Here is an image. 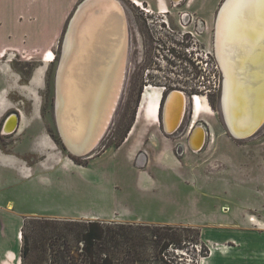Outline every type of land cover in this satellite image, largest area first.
<instances>
[{"label": "rangeland", "instance_id": "1", "mask_svg": "<svg viewBox=\"0 0 264 264\" xmlns=\"http://www.w3.org/2000/svg\"><path fill=\"white\" fill-rule=\"evenodd\" d=\"M80 1L78 0L77 5ZM124 1L132 23L134 41L128 55L123 89L121 84L108 128L94 150L93 157L71 156L61 143L54 121V71L61 55L67 21L74 10L63 25L56 48L42 56L44 87L40 94V121L46 133L44 142H40L42 154H34L32 146L28 147L29 142L34 139L24 142L25 152L20 151L21 140L14 134H4L3 124H0V148L22 157L32 166L44 163L43 184L40 183L39 188L44 195L42 201L47 206L95 209L94 207L103 204L110 213L123 210L126 215L133 212V215L157 214L183 219L184 222L181 220V223L168 225L175 231L180 245L172 242L162 251V255L139 264H264V125L253 136L236 140L229 134L224 120L221 109L223 78L213 52L215 16L223 0H189L188 6L181 10L171 8V16L165 14L169 15L167 19L170 28L177 30L174 22L178 20L181 25H178V33L165 29L168 34L159 28L160 25L166 28L160 22L165 19L164 14H159L152 8L145 15L139 7ZM150 2L152 3L151 0ZM157 3L160 5L159 9L163 10V2ZM182 4H186V1ZM144 7L146 8L145 4ZM183 13H191L194 17L192 55H186L185 49L181 48L180 35L189 29L184 23L187 17H181ZM202 17L203 31L200 33L197 20ZM198 34L203 40V55L197 50L196 39H200ZM38 47H15L5 54L11 67L20 74L22 83L28 82L33 70L41 62V55L36 52ZM137 52L142 55H137ZM149 52L156 55H148ZM200 56L203 59L202 63L199 62V66L203 67V84H199L197 88V78L192 76L195 72L191 70L190 58H194L196 67L197 59L201 61ZM148 84L154 87L182 84L187 87L178 88L185 93L187 104L183 122L174 133L166 132L162 111L156 121V114L150 110L149 99H145L140 105L138 91ZM193 95L200 98L195 117L191 105ZM28 96L38 100L32 89H28ZM12 97L14 100L19 98L16 93ZM24 106L29 112L30 101L26 100ZM192 120L195 122L192 123ZM191 124L194 125L193 129L190 128ZM198 127L202 133L204 131L205 141L200 150L193 151L189 147V140ZM65 157L78 166L97 169L92 174L96 182L90 183V176L77 170L64 173L65 171L59 170V166L56 170H51L54 164L63 163ZM139 161L146 164L138 163ZM168 165L171 168L167 169L172 172L164 171ZM153 166L160 171L156 172L152 169ZM140 170H146L154 179V191L140 189ZM146 179L143 182L149 183L150 178L147 176ZM224 215L230 218L242 215L246 225L255 229L232 232V225L219 223V216ZM97 221L138 223L133 219ZM43 223L44 221L40 223L39 220L29 219L22 229L21 258L24 248L27 249L26 257L22 259L23 264H45L43 245L45 240L48 242L46 237L50 236V231H45V236H42ZM258 231L263 233V241L253 236ZM229 237H235L239 241H230ZM254 239H257V243ZM217 246L226 252L220 259L215 254L217 252L213 254V248ZM235 249L239 258L231 260V252ZM143 252L146 255L152 250L148 248Z\"/></svg>", "mask_w": 264, "mask_h": 264}, {"label": "bare ground", "instance_id": "2", "mask_svg": "<svg viewBox=\"0 0 264 264\" xmlns=\"http://www.w3.org/2000/svg\"><path fill=\"white\" fill-rule=\"evenodd\" d=\"M133 2L140 5L138 0ZM119 7L122 10L118 0L86 1L64 35L55 66V126L63 147L76 158L92 157L122 84L127 43ZM217 13L215 56L223 74L221 109L232 137L244 140L250 136L249 129H254L253 136L264 125V57L258 61L264 55V0H223ZM257 73L261 81L255 79ZM146 90L142 101L149 99L150 110L156 114L162 89ZM165 104L164 127L171 133L180 117L172 112L173 96ZM14 125L12 118L6 130ZM200 140L196 131L190 140L193 149Z\"/></svg>", "mask_w": 264, "mask_h": 264}, {"label": "crops", "instance_id": "3", "mask_svg": "<svg viewBox=\"0 0 264 264\" xmlns=\"http://www.w3.org/2000/svg\"><path fill=\"white\" fill-rule=\"evenodd\" d=\"M77 2L78 0H0V124H3L2 130H4V134H14L19 137L21 140L20 148L22 147L20 151L25 152L24 142L34 139L31 142L27 141L29 142L28 147L32 146L31 150L34 154H42L40 142L46 138L43 123L40 121V94L44 87V79L42 77L44 63L42 58L46 52L56 48L55 44L62 35L63 25L68 15L75 9ZM28 45L39 46V50L36 52L37 55H41L39 60L41 62L33 70L28 82L22 83L20 74L11 67L5 54L11 48ZM58 50H60V46ZM28 89H32L38 100L35 101V98L28 96ZM15 93L19 96L17 100L12 97V94ZM26 100L31 103L29 112L24 106ZM12 118L15 125L12 130L7 131V124ZM172 156L174 155L172 154ZM68 159L70 158L65 157L63 163L54 164L51 170H56L58 166L60 171H65L64 173L77 170L81 174L89 175L90 183L96 182L92 174H95L97 169L92 168V166H78L75 162ZM141 162L143 165L146 164L144 161ZM45 167L44 163H36L32 166L25 162L22 157L5 152L0 148V264H22L20 252L22 243L21 232L29 219H133L134 222L153 225H171L181 223V220H183L180 217H166L165 215L157 214H146L143 216L140 214L133 215L132 212L126 215L123 210L110 213L108 207L103 204L100 207L93 206L95 209L75 206H47L42 201L44 195L39 188V185L43 184L42 178L44 174L42 172ZM157 168L155 166L152 167L156 172H159L160 169ZM167 168H171V166L168 165L164 169L165 172L171 171ZM138 175L140 177V189L154 191L156 184L149 172L140 170ZM147 176L150 178L149 183H146L147 181L143 182L144 178L147 180ZM109 213L112 214L111 217ZM219 217L220 225L229 223L233 226L231 227L233 229H230L232 232L238 233L240 232L239 229L244 231L255 229L246 225L242 215L238 217L233 215L231 218L225 215L224 217ZM262 235L263 233L259 231L253 234L260 240ZM229 240H233L236 243L239 241L235 237H229ZM254 242L257 243V239H254ZM213 250V254L217 252L215 254H218L219 259L226 253L222 247L218 246L215 249L213 248ZM231 253V260L239 258L236 249ZM258 258L261 259L259 256Z\"/></svg>", "mask_w": 264, "mask_h": 264}, {"label": "trees", "instance_id": "4", "mask_svg": "<svg viewBox=\"0 0 264 264\" xmlns=\"http://www.w3.org/2000/svg\"><path fill=\"white\" fill-rule=\"evenodd\" d=\"M39 221H44L42 236L50 231V236L46 237L49 240L43 245L45 264H139L162 255L168 244L177 242L179 246L181 243L168 225L97 220ZM148 248L152 252L145 255L143 250ZM26 251L24 248L22 259Z\"/></svg>", "mask_w": 264, "mask_h": 264}, {"label": "flooded vegetation", "instance_id": "5", "mask_svg": "<svg viewBox=\"0 0 264 264\" xmlns=\"http://www.w3.org/2000/svg\"><path fill=\"white\" fill-rule=\"evenodd\" d=\"M120 1H119L120 2V5L122 7V11H123L124 16H125V19H126V28H127V45H126V55H125L124 64H123L124 65V68H123V78H122V89H123V86H124L123 84L125 82L126 70H127V65H128V55H130V52H131V46H132L133 41H134V34H133V30H132V23H131V21L129 19V15H128V11H127L128 8L125 5V1L124 0H120ZM127 1L130 2L131 4L134 3V2L132 3V0H127ZM139 1H140L139 2L140 3L139 6H138V4H133V5L135 7H139L140 10L142 12H144L145 15L148 12L152 11V8L155 9V10H157L156 11L157 13L164 14L165 19L161 20L160 22L162 24H165L166 25V28L163 27V26H161V25L159 26V28H161L167 34L169 32L166 31L165 29H169V31H171V32L178 33L180 31L178 29V25H181V23H180L179 20L178 21H175L174 24H175V26H177V30L171 29L170 26H169V20L167 19V17L169 15H165V14L168 13L171 16V12H172V9L171 8H176L178 10H181L183 7L188 6V4L190 2L189 0H180V1H177V2H175L174 0H151L152 3L150 2V0H139ZM158 1H162L163 2L162 3L163 4V7H164L163 10L159 9V6L160 5L157 3ZM183 1H186V4H182ZM144 4L146 5V8L144 7ZM197 6H198V4H197ZM167 7L168 8L170 7V8L167 9ZM197 11H199V7H198ZM142 12H141V14H142ZM203 12H204V10H203ZM181 17H187V19H186V21L184 23L186 25V28H189L188 30L183 31L182 34L180 35L181 42H182V44H181L182 47L181 48H184L185 49L186 55H192V53H191L193 51L192 44H194V38H193L194 37V32H193V28L195 27L194 26V17H193V15L191 13L190 14L189 13H183V14H181ZM153 19L156 20V17H153ZM153 19H151V20H153ZM203 21H204L203 20V17L200 20H197V24H198L197 25V29L198 30H201L200 33H202V31H203ZM198 37H200V39H196L197 40V50L201 52L200 55H203L204 45H203L202 36H199V34H198ZM215 42H216V26H215V33H214V40H213V52H214V55H215ZM137 55H142V54L139 53V52H137ZM148 55H156V54H154L153 52H149ZM197 55H199V54L197 53ZM177 58L179 59V57H177ZM200 58H201V56H200ZM190 59H191V70H192L193 73L195 72V74H192V76H196V78H197L196 79L197 88H199V84H203V67L202 66H199V62L202 63V60L203 59L201 58V61H199V59H197V62L195 63L196 67H194V63H193L194 58L191 57ZM200 65H202V64H200ZM219 68H220V66H219ZM222 78H223V74H222ZM146 81H148V80H146ZM191 83H193V81ZM167 86H165V87L155 86V87H159V88L162 89V94L160 95V100H159L158 108H157V112H156V121L159 120V118H160L159 115H160V113L162 111L161 117L163 119L162 121H163V124H164V107L166 105L165 103L167 102V100H168V98L170 96H173L172 112H174V117L177 114H179V117H180L179 120H178L177 126L173 130H171L172 132L170 131L171 133H174L177 129H179V127L181 126V124L183 122L184 109L186 108V104H187V98L184 95L185 93L183 91H181V90H178V88L179 89H183V88H187V87H184L182 84H174L173 87H172V85L171 86L170 85H167ZM148 87H154V86L149 85V84L148 85H143L142 87H140V90L138 91L139 92V99H140L139 100L140 101L139 103H140V105L145 100L144 99L142 101V98H143L144 92L147 91L146 89ZM172 88H174V89H172ZM164 90L166 92H164ZM167 91L170 92L169 95L167 94L168 93ZM121 94H122V92H121ZM166 98H167V100H166ZM198 102H200L199 96L193 95L192 98H191V105H192V108H193V114H194V106L193 105H196L197 104L196 106H198ZM163 104H164V106H163ZM197 114L198 113H196L195 116H197ZM224 120H225V118H224ZM194 122L195 121L192 120V123H194ZM225 123H226V121H225ZM226 126H227V124H226ZM107 128H108V126L106 127V130H107ZM190 128L193 129L194 128V125L191 124L190 125ZM227 129H228V127H227ZM106 130H105V132H106ZM196 131L201 135V140H200V143L196 146L197 147L196 149H193L192 148L191 143H190V140L191 139L189 140V147L193 151L200 150L201 149V146L204 145V141H205L204 131L202 133L201 132V128H199V127L196 128L195 132ZM228 131H229V129H228ZM229 134H230V132H229ZM92 157H93V155H92ZM88 158H91V157H88Z\"/></svg>", "mask_w": 264, "mask_h": 264}, {"label": "water", "instance_id": "6", "mask_svg": "<svg viewBox=\"0 0 264 264\" xmlns=\"http://www.w3.org/2000/svg\"><path fill=\"white\" fill-rule=\"evenodd\" d=\"M86 1H88V0H83V1L79 4L78 8L75 9L72 18L70 19V23H69V25L67 26V27H68V30H67V32H66L65 35H67V33H68V31H69V28H70V25H71L73 19L76 17V15H77L78 11L80 10L81 6H82ZM119 9H120V11H121L120 13H121V15H122V21H123V30H124V32H123V34H124V40H123V42L125 41V45H126V43H127V28H126V23H125V19H124L123 11L121 10L120 7H119ZM125 47H126V46H125ZM263 48H264V45H263ZM262 56L264 57V55H259V59H258V61L261 60V57H262ZM123 68H124V65H123ZM255 79H256L257 81H261V76L257 73V74H255ZM263 79H264V78H263ZM263 81H264V80H263ZM224 117H225V116H224ZM253 130H254V129H252V130L249 129L247 135L252 136ZM250 136H248V137H250ZM64 147H66V146L64 145ZM64 149H65V148H64ZM86 153H87V152H86ZM84 154H85V153H84ZM84 154H83V155H84Z\"/></svg>", "mask_w": 264, "mask_h": 264}, {"label": "built area", "instance_id": "7", "mask_svg": "<svg viewBox=\"0 0 264 264\" xmlns=\"http://www.w3.org/2000/svg\"><path fill=\"white\" fill-rule=\"evenodd\" d=\"M135 4V3H134ZM250 220V219H249ZM211 253V252H210Z\"/></svg>", "mask_w": 264, "mask_h": 264}]
</instances>
